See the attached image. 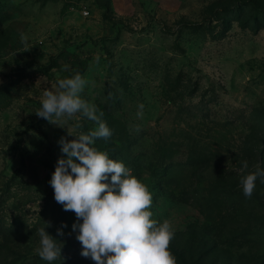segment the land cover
<instances>
[{"label": "rangeland", "instance_id": "1", "mask_svg": "<svg viewBox=\"0 0 264 264\" xmlns=\"http://www.w3.org/2000/svg\"><path fill=\"white\" fill-rule=\"evenodd\" d=\"M76 72L112 130L94 146L147 185L176 264H264V183L240 185L264 168V0H0V264H95L49 180L59 139L97 123L35 113Z\"/></svg>", "mask_w": 264, "mask_h": 264}, {"label": "clouds", "instance_id": "2", "mask_svg": "<svg viewBox=\"0 0 264 264\" xmlns=\"http://www.w3.org/2000/svg\"><path fill=\"white\" fill-rule=\"evenodd\" d=\"M20 41L27 49L28 37L23 32ZM88 83L79 72L59 79L54 89L44 91L41 106L35 111L52 123H58L61 117L75 116L78 121L76 114L97 123L94 130L75 135V139H59L63 155L49 180L56 202L76 215L71 227L81 243V255L90 257L95 264H176L169 247L175 229L168 220L152 218V193L147 185L123 161L110 158L94 146L97 138L107 139L112 130L101 119L103 113L98 115L96 106L82 98ZM138 108L139 116L144 105ZM242 164L248 167L247 161ZM258 179L264 183V168L259 166L241 177L246 197L252 195ZM63 226L67 227L66 223ZM37 231L38 255L48 262L56 260L61 255L57 238L46 227ZM57 233L63 235V228H58Z\"/></svg>", "mask_w": 264, "mask_h": 264}]
</instances>
